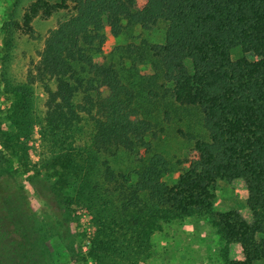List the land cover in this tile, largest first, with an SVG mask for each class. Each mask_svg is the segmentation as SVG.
<instances>
[{
	"label": "trees",
	"instance_id": "16d2710c",
	"mask_svg": "<svg viewBox=\"0 0 264 264\" xmlns=\"http://www.w3.org/2000/svg\"><path fill=\"white\" fill-rule=\"evenodd\" d=\"M60 10L69 13L47 33L35 76L12 89V130L0 129L9 147L32 124L39 82L46 99L38 172L56 207L35 211L9 172L1 196L22 200L52 264L84 263L76 249L82 234L72 226L78 206L91 216L90 254L98 261L138 259L162 222L207 215L226 249L238 243L244 252L224 264H253L264 249V0H148L142 9L133 0H34L24 26ZM158 24L161 43L131 40L111 51L106 70L96 62L105 27L118 36ZM18 26L9 19L6 30ZM174 127L207 160L201 172L170 183L165 177L178 163L163 145L175 139ZM230 166L247 188L251 221L212 209ZM12 238L19 263L30 264L21 236Z\"/></svg>",
	"mask_w": 264,
	"mask_h": 264
},
{
	"label": "rangeland",
	"instance_id": "374dc122",
	"mask_svg": "<svg viewBox=\"0 0 264 264\" xmlns=\"http://www.w3.org/2000/svg\"><path fill=\"white\" fill-rule=\"evenodd\" d=\"M34 0H0V129L10 132L9 108L15 101L12 89L31 80L36 74V64L44 47L47 33L53 29L69 13L66 10L54 12L49 17L36 16L29 23L27 30L23 22V14ZM136 9H142L148 0H133ZM12 9H6L8 4ZM15 20L19 26L9 33L7 21ZM104 42L101 55L96 58L104 70L108 67L111 51L119 45L134 40L161 43L165 36V25L158 24L151 30L136 29L132 35L113 36L107 27L103 30ZM145 38V39H144ZM145 40V41H146ZM238 55L234 54L236 58ZM32 113L33 122L21 132V136H12L9 147L0 141V196L3 175H12L11 183L21 187L24 196L32 208L42 212L56 207L51 199L50 181L41 176L39 162L44 152L39 133V121L45 110L46 95L39 82H34ZM237 103H247L238 100ZM171 135L175 137L163 147L170 158L177 162V170L165 177L168 182L176 181L178 176L190 169H200L201 161L207 160L195 149L192 141L177 132L174 127ZM84 134L80 137L83 142ZM15 144V145H14ZM44 175V174H43ZM36 176H39L38 178ZM223 180L219 181L212 201L214 211H238L244 218L252 220V213L246 205L247 188L236 166H230ZM34 178V179H33ZM78 223H72L82 234L81 243L76 245L77 251L84 257L82 264H224L225 260H242L244 252L241 246L230 249L220 242V235L210 224L207 215L188 216L161 223L160 228L151 235L150 249L147 255L138 259L115 256L112 260H95L90 254V237L93 232L91 216L82 206L77 207ZM8 230H12V235ZM21 236L30 253V264H52L48 253L37 238L33 220L18 197H0V264H20L12 236ZM232 244V243H231ZM242 250V252H240ZM264 249L253 264H264Z\"/></svg>",
	"mask_w": 264,
	"mask_h": 264
},
{
	"label": "crops",
	"instance_id": "0c3cea01",
	"mask_svg": "<svg viewBox=\"0 0 264 264\" xmlns=\"http://www.w3.org/2000/svg\"><path fill=\"white\" fill-rule=\"evenodd\" d=\"M12 7H13V4H8V6L6 7V9H12ZM237 247V244L236 243H232V244H230V249H234V248H236ZM240 252H242V250H240Z\"/></svg>",
	"mask_w": 264,
	"mask_h": 264
}]
</instances>
